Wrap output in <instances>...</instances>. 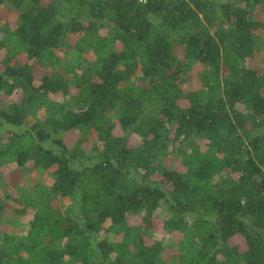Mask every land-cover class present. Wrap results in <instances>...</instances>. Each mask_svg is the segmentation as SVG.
<instances>
[{"label":"trees","instance_id":"1","mask_svg":"<svg viewBox=\"0 0 264 264\" xmlns=\"http://www.w3.org/2000/svg\"><path fill=\"white\" fill-rule=\"evenodd\" d=\"M0 123V264H264V0H0Z\"/></svg>","mask_w":264,"mask_h":264},{"label":"rangeland","instance_id":"2","mask_svg":"<svg viewBox=\"0 0 264 264\" xmlns=\"http://www.w3.org/2000/svg\"><path fill=\"white\" fill-rule=\"evenodd\" d=\"M1 17L3 20H7L9 17H13V15H11V13L9 12V10L7 8L3 7L1 9ZM254 62L255 61H253V64H254ZM13 129H14V127H12V126L0 123V134L9 132ZM41 180H42V177L38 173H36V172L27 173L23 182H22L21 187L25 190L27 188L32 187V185L35 182H40ZM9 189H11V187H9ZM16 192H17L16 190H13L14 195H16ZM13 216H14V214L12 213V211L8 210L7 215L5 217V220H4L5 225H3L2 229L9 230L10 232H13V231L17 232L18 230L24 228V225H26L25 224V218L19 219L17 221V220H15V218ZM174 240L175 239H171V241L169 243L170 244L173 243ZM166 255L168 258L170 257V255L168 253Z\"/></svg>","mask_w":264,"mask_h":264}]
</instances>
